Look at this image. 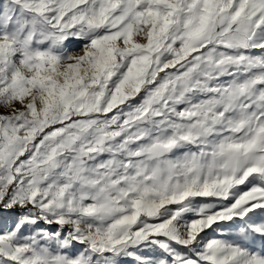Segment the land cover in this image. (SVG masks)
<instances>
[{"label": "snow or ice", "instance_id": "1", "mask_svg": "<svg viewBox=\"0 0 264 264\" xmlns=\"http://www.w3.org/2000/svg\"><path fill=\"white\" fill-rule=\"evenodd\" d=\"M0 264H264V0H0Z\"/></svg>", "mask_w": 264, "mask_h": 264}]
</instances>
